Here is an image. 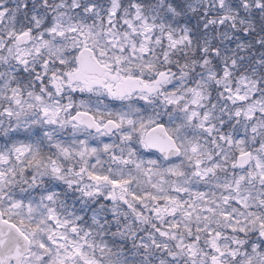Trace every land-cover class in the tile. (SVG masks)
I'll use <instances>...</instances> for the list:
<instances>
[{
    "label": "snow or ice",
    "instance_id": "obj_1",
    "mask_svg": "<svg viewBox=\"0 0 264 264\" xmlns=\"http://www.w3.org/2000/svg\"><path fill=\"white\" fill-rule=\"evenodd\" d=\"M0 264H264V0H0Z\"/></svg>",
    "mask_w": 264,
    "mask_h": 264
}]
</instances>
